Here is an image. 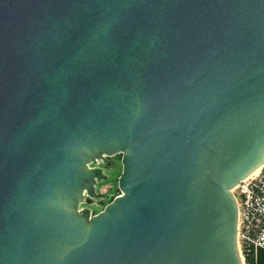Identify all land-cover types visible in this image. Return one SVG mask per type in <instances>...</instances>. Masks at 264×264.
<instances>
[{"label": "water", "instance_id": "95a60500", "mask_svg": "<svg viewBox=\"0 0 264 264\" xmlns=\"http://www.w3.org/2000/svg\"><path fill=\"white\" fill-rule=\"evenodd\" d=\"M263 164L264 0H0V264H242Z\"/></svg>", "mask_w": 264, "mask_h": 264}, {"label": "built area", "instance_id": "2783aa9c", "mask_svg": "<svg viewBox=\"0 0 264 264\" xmlns=\"http://www.w3.org/2000/svg\"><path fill=\"white\" fill-rule=\"evenodd\" d=\"M232 192L238 206L237 244L242 264H260V252L264 251V164ZM82 205L80 209L84 210ZM88 209L91 214L97 213Z\"/></svg>", "mask_w": 264, "mask_h": 264}, {"label": "flooded vegetation", "instance_id": "af4514ba", "mask_svg": "<svg viewBox=\"0 0 264 264\" xmlns=\"http://www.w3.org/2000/svg\"><path fill=\"white\" fill-rule=\"evenodd\" d=\"M121 158H122L121 154H117L114 156H104V157L96 160L95 162H93V164L91 166L96 167V168H100L102 170L103 174L107 178L110 176L109 174L111 173L112 169H114L117 166H121V168H122ZM100 183H101V180H99L96 184V189H97L96 191H97L98 195L95 198H93L92 203H87V202L83 203L82 208H84V209L90 208L93 211H96V208L103 204L104 193L101 191V189L98 188V186L100 187ZM87 204H89V205H87ZM104 206H105V204L103 205V208H104Z\"/></svg>", "mask_w": 264, "mask_h": 264}, {"label": "rangeland", "instance_id": "374dc122", "mask_svg": "<svg viewBox=\"0 0 264 264\" xmlns=\"http://www.w3.org/2000/svg\"><path fill=\"white\" fill-rule=\"evenodd\" d=\"M122 168L121 166H117L114 169L111 170V173L109 174L110 176L101 180L100 183V187L98 186L99 189H101V191L104 194H107L108 196H117V189H118V178L121 174ZM97 190V189H96ZM109 197V199H110ZM104 202L102 205L105 204L106 202V198H104ZM89 205V204H87ZM92 210V209H91ZM93 211V210H92Z\"/></svg>", "mask_w": 264, "mask_h": 264}, {"label": "trees", "instance_id": "16d2710c", "mask_svg": "<svg viewBox=\"0 0 264 264\" xmlns=\"http://www.w3.org/2000/svg\"><path fill=\"white\" fill-rule=\"evenodd\" d=\"M117 194H119V189H117ZM103 197L106 198L105 204H107V203H109L110 201H112L115 198V195H113V196L110 197L107 194H104ZM109 197H110V199H109ZM102 208H103V205L98 206L96 208V211L99 212ZM260 264H264V251H261L260 252Z\"/></svg>", "mask_w": 264, "mask_h": 264}, {"label": "bare ground", "instance_id": "6f19581e", "mask_svg": "<svg viewBox=\"0 0 264 264\" xmlns=\"http://www.w3.org/2000/svg\"><path fill=\"white\" fill-rule=\"evenodd\" d=\"M261 167L257 168L253 173L250 174V176L256 174L259 170H260Z\"/></svg>", "mask_w": 264, "mask_h": 264}]
</instances>
